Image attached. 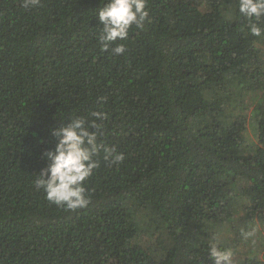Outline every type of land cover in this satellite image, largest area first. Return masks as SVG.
Returning <instances> with one entry per match:
<instances>
[{"label": "trees", "instance_id": "trees-1", "mask_svg": "<svg viewBox=\"0 0 264 264\" xmlns=\"http://www.w3.org/2000/svg\"><path fill=\"white\" fill-rule=\"evenodd\" d=\"M104 3L0 0V264H212V243L253 225L263 239L264 33L248 26L264 16L239 0H147L117 55L98 40ZM96 111L98 140L124 159L101 148L90 204L67 210L34 179L52 130Z\"/></svg>", "mask_w": 264, "mask_h": 264}, {"label": "clouds", "instance_id": "clouds-1", "mask_svg": "<svg viewBox=\"0 0 264 264\" xmlns=\"http://www.w3.org/2000/svg\"><path fill=\"white\" fill-rule=\"evenodd\" d=\"M39 3L40 0H24V7H35ZM146 3L147 0H105L96 14L102 26L98 40L103 50L107 51L115 44L112 47L115 54L125 52V45L116 42L126 41L133 25L143 27L148 18ZM238 11L249 19H259L264 16V0H239ZM248 28L254 36L264 33L256 23L249 24ZM89 117L73 115L52 130L57 143L54 149L44 153L48 164L34 179L36 189L42 190L49 202L67 210L82 209L90 204L85 183L97 167L95 157L101 148L106 158L111 157L114 163L124 159L122 153L114 154L113 149L103 146L98 140L101 126L97 122L105 118V113L96 111ZM93 128L95 130H90ZM209 256L212 264H233V252L215 243L210 244Z\"/></svg>", "mask_w": 264, "mask_h": 264}, {"label": "rangeland", "instance_id": "rangeland-1", "mask_svg": "<svg viewBox=\"0 0 264 264\" xmlns=\"http://www.w3.org/2000/svg\"><path fill=\"white\" fill-rule=\"evenodd\" d=\"M251 122L249 125V133L251 137L258 141V136L261 133L259 129V119L254 116H250ZM254 231L247 232L240 241H234L228 247L233 252V261L237 262L247 254H259L261 260L264 262V238H260L258 228L253 225ZM100 255L95 254L93 261H97Z\"/></svg>", "mask_w": 264, "mask_h": 264}]
</instances>
